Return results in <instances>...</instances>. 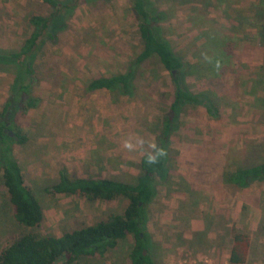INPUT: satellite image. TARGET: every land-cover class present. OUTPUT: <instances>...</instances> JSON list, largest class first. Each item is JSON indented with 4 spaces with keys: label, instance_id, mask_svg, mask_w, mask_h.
I'll use <instances>...</instances> for the list:
<instances>
[{
    "label": "rangeland",
    "instance_id": "obj_1",
    "mask_svg": "<svg viewBox=\"0 0 264 264\" xmlns=\"http://www.w3.org/2000/svg\"><path fill=\"white\" fill-rule=\"evenodd\" d=\"M155 2L170 11L162 25L173 49L192 65V91L211 89L220 109L215 117L203 104L182 108L170 145V177L155 180L157 194L147 207L151 254L156 264H230L236 226L251 238L245 264H264V180L241 189L223 177L228 168L264 161V0ZM36 13L49 14V6L0 0V49L18 51ZM141 49L132 0H81L54 38L41 39L32 60L37 107L24 110L17 95L31 79L14 64H0V111L12 101L6 118L8 125L14 122L5 131L14 137L21 128L28 135L26 143H13L14 152L45 210L40 226L21 225L2 187L0 251L24 233L61 235L127 205L123 197L91 201L49 189L64 166L74 176L136 182L148 142L156 143L173 101L170 72L156 58L148 60L137 73L134 96L87 86L93 78L126 72ZM125 140L136 146L133 151L122 147ZM134 244L129 234L104 255L74 264H132Z\"/></svg>",
    "mask_w": 264,
    "mask_h": 264
},
{
    "label": "trees",
    "instance_id": "obj_2",
    "mask_svg": "<svg viewBox=\"0 0 264 264\" xmlns=\"http://www.w3.org/2000/svg\"><path fill=\"white\" fill-rule=\"evenodd\" d=\"M32 1L48 5L50 13L29 16V23L34 29L18 51L0 49V64H14L17 73L31 79L17 88V95L22 96V107L26 111L37 107L41 101L33 92L32 81L35 79L31 64L36 58L35 53L40 47V41L44 36L54 38L55 29L67 24L81 0ZM97 1L99 0H85L87 4ZM132 10L139 24L141 51L130 62L126 72L93 78L87 89L92 92L107 89L134 96L139 69L148 60L156 58L162 67L170 72L175 88L173 101L163 118L161 132L156 136V144L163 147L167 155L162 157L159 163L149 165L145 153L141 159V172L134 183L115 178L74 176L67 167H62L58 181L49 189L52 193L86 197L91 201H110L123 197L127 199V205L119 212H112L92 224L66 231L61 235L24 233L0 251V264H56L61 259H64L66 264H74L83 256L104 255L129 234L135 237V244L130 253L132 264H156L150 251L149 236L145 231L148 222L147 207L157 194L155 180L166 181L170 177V145L179 125L182 108L186 104H203L209 113L216 117L219 114L220 99L211 89L192 91L187 81V76L192 74V65L173 49L167 37V30L162 25L171 17L170 11L159 7L155 0H132ZM18 79L19 75L15 83ZM11 103L12 101H9L0 111V196L2 187H6L15 219L26 227H38L45 219V210L33 188L26 183L13 144L26 143L28 135L21 132V128L14 131V137L5 131L14 128V122L8 125L6 118ZM223 177L228 184L245 189L254 181L264 180V161L251 166L228 168ZM231 230L233 245L230 264H245L251 238L236 226Z\"/></svg>",
    "mask_w": 264,
    "mask_h": 264
},
{
    "label": "clouds",
    "instance_id": "obj_3",
    "mask_svg": "<svg viewBox=\"0 0 264 264\" xmlns=\"http://www.w3.org/2000/svg\"><path fill=\"white\" fill-rule=\"evenodd\" d=\"M205 60H207L209 63H211V58L208 57L206 54H204ZM215 67L217 70L220 69L221 64L219 60L215 62ZM145 141L140 139L137 141V144L140 145L141 147L144 145ZM122 147L128 151H133L135 149V145L132 143L131 140H125L122 144ZM167 155L166 150L163 147H159L156 143L154 142H148V150L146 152V162L149 165H154L160 162V159L162 157H165Z\"/></svg>",
    "mask_w": 264,
    "mask_h": 264
},
{
    "label": "crops",
    "instance_id": "obj_4",
    "mask_svg": "<svg viewBox=\"0 0 264 264\" xmlns=\"http://www.w3.org/2000/svg\"><path fill=\"white\" fill-rule=\"evenodd\" d=\"M231 253V252H230ZM230 253H229V255H230ZM229 259H230V256H229Z\"/></svg>",
    "mask_w": 264,
    "mask_h": 264
},
{
    "label": "water",
    "instance_id": "obj_5",
    "mask_svg": "<svg viewBox=\"0 0 264 264\" xmlns=\"http://www.w3.org/2000/svg\"><path fill=\"white\" fill-rule=\"evenodd\" d=\"M11 134L13 135V132L11 131Z\"/></svg>",
    "mask_w": 264,
    "mask_h": 264
}]
</instances>
